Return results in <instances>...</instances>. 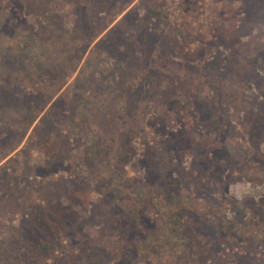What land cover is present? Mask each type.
Listing matches in <instances>:
<instances>
[{
  "label": "rangeland",
  "instance_id": "374dc122",
  "mask_svg": "<svg viewBox=\"0 0 264 264\" xmlns=\"http://www.w3.org/2000/svg\"><path fill=\"white\" fill-rule=\"evenodd\" d=\"M2 100V201L40 200L55 144L91 208L90 248L46 263L264 264V0H0Z\"/></svg>",
  "mask_w": 264,
  "mask_h": 264
},
{
  "label": "trees",
  "instance_id": "16d2710c",
  "mask_svg": "<svg viewBox=\"0 0 264 264\" xmlns=\"http://www.w3.org/2000/svg\"><path fill=\"white\" fill-rule=\"evenodd\" d=\"M7 101H0V107L7 106ZM22 109H30L37 105L36 101H28L19 103ZM36 116L31 118V122ZM39 117L38 119H40ZM37 125L33 129H37ZM48 135L43 134L42 138ZM55 144L50 147V152L45 153L39 162L30 164L27 163L24 169L26 172V179L24 185L29 184L33 189L39 190L37 197L40 199L35 202L25 203L22 208V202L19 200V195H15L12 199L5 203L2 192H0V209L6 208L11 212L21 211V218L18 225L13 228L15 233L11 239L0 241V250L5 257V264H48L47 257L52 256V251L58 247L64 248V251L59 259H67L69 256H76L84 252L85 248H90V239L88 237L87 229L91 222L92 216L91 208L86 204L83 205V198L78 195L83 180L80 175H76V181L71 178L51 177L53 172L57 169L59 161H54L52 158L58 154L59 149H55ZM178 147V145H176ZM185 146V145H184ZM180 146V150L187 148ZM16 144L12 146V149ZM186 148V149H185ZM56 153V154H55ZM20 154L29 155L28 151H22ZM55 154V155H54ZM64 157H59L62 160ZM57 162V163H56ZM32 165L34 169L32 170ZM4 171L3 165H0V170ZM29 172V173H28ZM41 177L34 179L36 173ZM0 183V191H1ZM10 182L5 186L9 187ZM12 187V186H11ZM85 189V188H84ZM22 190V188H21ZM77 195H76V193ZM83 191V190H82ZM172 196H175L172 193ZM86 201V200H85ZM80 206L79 208L77 207ZM83 207V208H81ZM247 208L245 199H241L234 203L236 213L244 212ZM82 209L86 213L81 215L78 211ZM255 213V212H254ZM23 217V218H22ZM94 221V220H92ZM66 242H63V240ZM80 244V245H79ZM69 246V247H67ZM77 247L73 253L72 249Z\"/></svg>",
  "mask_w": 264,
  "mask_h": 264
}]
</instances>
